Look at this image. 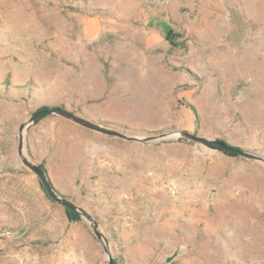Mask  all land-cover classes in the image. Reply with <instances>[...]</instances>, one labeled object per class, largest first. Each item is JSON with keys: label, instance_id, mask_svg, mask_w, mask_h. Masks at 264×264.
<instances>
[{"label": "rangeland", "instance_id": "obj_1", "mask_svg": "<svg viewBox=\"0 0 264 264\" xmlns=\"http://www.w3.org/2000/svg\"><path fill=\"white\" fill-rule=\"evenodd\" d=\"M43 107L264 159V0H0V264H108L22 165L19 128ZM24 153L97 220L113 264H264L258 160L57 115L24 132Z\"/></svg>", "mask_w": 264, "mask_h": 264}, {"label": "water", "instance_id": "obj_2", "mask_svg": "<svg viewBox=\"0 0 264 264\" xmlns=\"http://www.w3.org/2000/svg\"><path fill=\"white\" fill-rule=\"evenodd\" d=\"M53 115L60 116L68 121H71L79 126L92 130L94 132H98L106 136H111V137L119 138V139L126 140V141L155 142V141H161V140H189V141L203 144L206 146H210V145L217 146L224 151L234 153L238 156L245 157L248 159L258 160L264 164V159L260 156L254 155L252 153H248L243 150H239L236 147L226 142H223L219 139H208L205 137H201L197 134L190 133L186 130H175V131L159 134L157 136H152V137H147V138H138V137L128 136L124 133L115 131L113 129H109L103 125L96 124L92 121L82 118L76 115L75 113L70 112L66 109H63L61 107H54L48 110L35 112L30 117L29 121L26 123H23L19 128L18 155L21 159L22 165L38 177L47 195L52 200H54L56 203L63 206L64 208L74 213L79 214L91 225L96 237L104 246L105 252L109 259L108 264H113V259L111 256V252L109 250L108 241L105 235L103 234V232L100 230L99 223L97 222V220L91 214H89L85 209L81 208L76 203L67 199L61 193H59V191L56 189V187L52 183L48 173L41 170L37 165L32 163L24 153V132L30 129L37 122L38 119L46 117V116H53Z\"/></svg>", "mask_w": 264, "mask_h": 264}, {"label": "trees", "instance_id": "obj_3", "mask_svg": "<svg viewBox=\"0 0 264 264\" xmlns=\"http://www.w3.org/2000/svg\"><path fill=\"white\" fill-rule=\"evenodd\" d=\"M175 38H176V35L174 34V32H173L171 29L168 30V32H167V39H169V40L172 42V44H173L174 46H177V45L175 44ZM61 108L65 109L64 107H61ZM48 109H50V108L43 107V108H41L39 111L48 110ZM41 119H42V118L38 119L36 123H38ZM223 142H224V141H223ZM209 147H211V148H215V149H219V150H222V149H220V148L217 147V146H212V145H210ZM222 151H224V150H222ZM224 152L227 153V154H229V155L236 156V154H234V153H230V152H227V151H224ZM38 167H39L41 170L47 172L43 167H41V166H38ZM42 188L44 189V187H42ZM67 216H68L69 220L72 221V222H76V221H80V220H81V216H80L79 214L74 213V212H72V211H70V210H68V209H67Z\"/></svg>", "mask_w": 264, "mask_h": 264}]
</instances>
